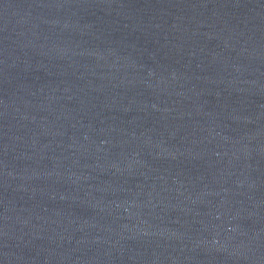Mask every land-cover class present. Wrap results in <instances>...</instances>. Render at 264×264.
Returning <instances> with one entry per match:
<instances>
[{
  "label": "water",
  "instance_id": "1",
  "mask_svg": "<svg viewBox=\"0 0 264 264\" xmlns=\"http://www.w3.org/2000/svg\"><path fill=\"white\" fill-rule=\"evenodd\" d=\"M0 264H264V0H0Z\"/></svg>",
  "mask_w": 264,
  "mask_h": 264
}]
</instances>
